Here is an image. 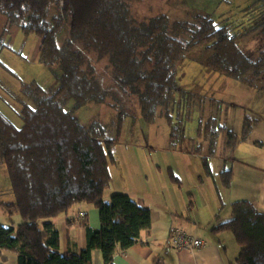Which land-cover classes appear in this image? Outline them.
I'll use <instances>...</instances> for the list:
<instances>
[{"label":"trees","instance_id":"trees-1","mask_svg":"<svg viewBox=\"0 0 264 264\" xmlns=\"http://www.w3.org/2000/svg\"><path fill=\"white\" fill-rule=\"evenodd\" d=\"M138 1L142 0H0V13L10 25L40 38V62L57 63L62 71L55 89L23 84L24 96L35 107L21 101V129L0 113V163L7 169L15 198L0 203V212L18 214L22 220L18 225L0 224V255L16 253L17 264H93L95 250L104 264H111L118 251L129 249L151 229L150 210L128 194L114 193L105 201L110 166L117 162L113 153L117 133L97 120L82 125L73 110L85 103L102 105L117 115L120 131L123 119L138 104L146 122L164 117L175 137L178 127L172 125V113L178 66L202 46L209 53L207 68L264 88V48L251 58L237 45L239 38L256 30L264 34V0L247 10V26L220 25L210 16L188 22L160 14L138 21L132 11ZM52 7L56 13L48 19ZM62 32L65 40L60 47L57 37ZM5 47L0 38V55ZM72 100L74 109L67 111ZM250 130L248 117L241 136L216 119L207 121L203 132L199 129L207 141L205 172L211 175L209 156L215 155L221 133L225 151H234ZM220 177L229 187L231 171ZM79 204L98 209L100 227L86 226V248L80 253H63L53 220ZM231 209L232 218L219 221L213 231L234 236L240 249L233 264H264V213L247 200L233 202ZM5 261L2 257V264Z\"/></svg>","mask_w":264,"mask_h":264},{"label":"rangeland","instance_id":"rangeland-1","mask_svg":"<svg viewBox=\"0 0 264 264\" xmlns=\"http://www.w3.org/2000/svg\"><path fill=\"white\" fill-rule=\"evenodd\" d=\"M260 1L142 0L133 2L132 11L138 21L165 14L170 19L179 21L195 22L199 16H210L220 25H246L247 10ZM55 13L56 8L52 7L48 19H51ZM0 38L6 45L0 55V113L16 128L21 129L24 125L20 115L21 101L35 107L24 96L23 84L36 82L46 90L55 89L62 71L57 63L48 66L40 62L39 37L34 33H24L20 26L10 25L7 17L1 13ZM64 40L65 33L62 32L57 37L58 46L62 47ZM237 45L245 55L256 58L259 51L264 48V34L261 30H256L239 38ZM208 54L203 46L196 48L189 52L178 66V93L176 108L172 113V125L178 127L175 137L172 136L171 126L164 117L158 115L153 123L146 122L138 104L133 107L132 115L123 119L120 131L118 127L116 128L117 115L102 105L85 103L76 110H73L75 100L66 105L65 109L73 110L82 125L88 127L91 122L97 120L108 125L113 133H117L113 145L117 162L110 166L114 174V184H110L106 189L107 198L113 193L115 185L119 181H124V174L129 178H137V182L142 180L145 182L147 176L157 177L158 172L155 174L153 168H160L161 176L170 179V182H172V174L179 178L173 172L180 171L175 161V156L179 154L177 152L187 151L205 155L207 141L203 133L199 135V129L202 128L203 132L206 122L210 119H216L219 125L241 136L244 119L248 117L251 125L250 134L238 146L245 142L254 143L257 139L264 141V88L258 84L253 88L210 70L204 64ZM224 142L225 135L221 133L217 139V154L215 153V158L210 160L213 171L218 167L220 170L223 169L224 162L219 159L221 153L225 151ZM260 153L264 158V148ZM196 160H198L199 175H202L206 183H201L194 173H189V176L182 181L184 186L190 187L200 200L209 189L212 192L214 182L207 178L208 174L201 163L202 159L198 157ZM230 165L231 163H227V167ZM214 177L218 182L219 175L214 174ZM14 200L9 190L7 169L3 163H0V203ZM21 222L18 214L9 215L4 210L0 212L1 225L8 226L11 223L18 225Z\"/></svg>","mask_w":264,"mask_h":264},{"label":"crops","instance_id":"crops-1","mask_svg":"<svg viewBox=\"0 0 264 264\" xmlns=\"http://www.w3.org/2000/svg\"><path fill=\"white\" fill-rule=\"evenodd\" d=\"M248 143L237 146L232 152L223 151L219 159L224 162L221 170L217 166L218 169L213 171L210 165V160L215 158L217 152L209 156L211 175H207V178L213 180L214 188L212 192L209 189V193L202 195L200 200L190 187L184 186L182 179L194 173L201 183H206L202 175H199L196 160L198 157L202 159L204 154L177 152L179 154L175 156V161L180 171L173 172L180 179L174 175L176 180L171 178L173 183L161 176L160 168H153L155 174L158 172L157 177L147 176L145 182H137V178H129L124 174V181L115 185L111 195L128 194L139 205L148 208L152 226L149 231L141 233L138 242L132 247L118 251L111 264H233L240 248L232 233L214 232V226L219 221L232 218L231 204L235 201H250L264 213V158L260 153L264 141L257 139L254 143ZM227 163L231 165L227 167ZM229 170L231 182L229 187H224L220 174ZM110 171L113 185L114 174L111 168ZM214 174L219 175L218 182ZM110 197L107 198L105 194V201L109 202ZM83 213L84 217L81 216ZM53 223L59 231L60 251L80 253L86 248V226L98 229L100 215L95 206L79 204L68 214L54 219ZM175 228H181L202 239L205 246L194 251L178 250L170 240ZM2 257L6 260L3 264H17L16 253L2 251L0 264ZM92 262L104 264L100 251H93Z\"/></svg>","mask_w":264,"mask_h":264},{"label":"built area","instance_id":"built-area-1","mask_svg":"<svg viewBox=\"0 0 264 264\" xmlns=\"http://www.w3.org/2000/svg\"><path fill=\"white\" fill-rule=\"evenodd\" d=\"M81 216L84 217L85 214L83 213ZM170 240L178 250L194 251L205 246V242L202 239L181 228H175L171 232Z\"/></svg>","mask_w":264,"mask_h":264}]
</instances>
